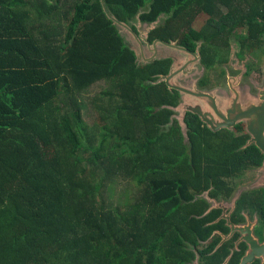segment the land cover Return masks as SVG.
<instances>
[{
	"label": "trees",
	"instance_id": "1",
	"mask_svg": "<svg viewBox=\"0 0 264 264\" xmlns=\"http://www.w3.org/2000/svg\"><path fill=\"white\" fill-rule=\"evenodd\" d=\"M103 1L129 24L163 15L148 41L198 48L205 70L224 73L233 40L240 57L264 52V0ZM171 61L138 63L100 0H0V264L194 257L204 230L188 214L204 206L187 200L264 154L243 123L212 131L186 112L184 134L179 92L156 81ZM96 82L89 125L79 95Z\"/></svg>",
	"mask_w": 264,
	"mask_h": 264
},
{
	"label": "flooded vegetation",
	"instance_id": "2",
	"mask_svg": "<svg viewBox=\"0 0 264 264\" xmlns=\"http://www.w3.org/2000/svg\"><path fill=\"white\" fill-rule=\"evenodd\" d=\"M145 51L148 50L145 48ZM170 58L173 61V57ZM226 63L222 64V69ZM245 65L244 73L248 74L250 69L247 63ZM209 84L203 88L213 86L210 77ZM239 123H243L248 140L245 123L240 121L235 125ZM235 125L231 130L236 131ZM223 181L224 186L211 184L187 200L197 207L204 206L202 210L188 214L199 219L198 223L204 231L202 236L196 237L194 244L186 241L188 247L195 251L187 264H264L263 159L259 164L244 167L233 177H224Z\"/></svg>",
	"mask_w": 264,
	"mask_h": 264
},
{
	"label": "water",
	"instance_id": "3",
	"mask_svg": "<svg viewBox=\"0 0 264 264\" xmlns=\"http://www.w3.org/2000/svg\"><path fill=\"white\" fill-rule=\"evenodd\" d=\"M100 1L105 14L117 26L119 32L125 31L129 39L133 41L134 44L130 48L134 51L138 63H146L153 59L167 57L158 55V45H164L186 54L184 62L176 65L172 61L168 72L159 75L156 80L164 81L169 89H175L180 96L182 95L183 99L172 107L175 112L179 113L175 117L178 119L181 129L186 130L184 123L186 112L196 114L212 131H217L221 128L231 130L236 123L242 121L245 123V130L249 134L245 146L253 143L264 154V83L256 94L242 93L239 83L241 75L245 71V68H243V71L237 76H227L228 93L226 94L219 93L216 88H200L197 84L198 81L190 86L184 85L177 80V77L182 74L186 75L193 69L196 62H200L198 48L195 51H191L175 41H165L160 38H155L150 42L147 39L150 28L146 31L137 28L136 31L133 30L129 23L120 21L112 15L107 10L103 0ZM145 48L148 50L147 52ZM185 130L184 132L182 131L184 134Z\"/></svg>",
	"mask_w": 264,
	"mask_h": 264
},
{
	"label": "rangeland",
	"instance_id": "4",
	"mask_svg": "<svg viewBox=\"0 0 264 264\" xmlns=\"http://www.w3.org/2000/svg\"><path fill=\"white\" fill-rule=\"evenodd\" d=\"M164 16L161 15L158 17L156 21L153 23H145L140 22L135 16L133 19H131L130 25H134L137 29L146 31L149 28H153L157 24L161 23L163 21ZM124 38V40L127 42L129 46H133V41H131L128 37V34L125 31L120 32ZM238 51L237 43L233 40L231 41L230 49L228 51V62L223 65V69L225 73H220L219 67H214L209 70H205L204 66L200 62H196L193 69L188 72L186 75H179L177 77V80L180 81L184 85H192V83L199 80L200 76L206 72L210 79L212 80L213 86H209L205 89H218L217 91L221 94L228 93V88L226 84V77L227 76H237L238 74L243 71V68H245V64H249L250 72L248 74L242 73L240 78L239 87L242 93H250V94H256L257 90L262 87L264 83V52L260 55L254 56V54L245 53L243 54V57L240 58L237 57L236 53ZM158 55L161 56H172L173 62L176 65L181 64L184 62L186 58V54L180 53L177 50L164 46V45H158L157 50ZM205 70V71H204ZM107 85L103 82H96L92 84L90 87H88L85 91H83L79 96L81 99V103L83 105L82 113L85 121L91 125L93 123V119L95 116V112L90 104L93 96L97 95L98 91L102 88H105ZM182 96V95H181ZM180 96V99L183 98ZM179 114L176 111V115ZM185 129H182L184 132ZM127 185V182L124 181L123 184H120L116 189V194L114 197L118 195V192H122Z\"/></svg>",
	"mask_w": 264,
	"mask_h": 264
}]
</instances>
